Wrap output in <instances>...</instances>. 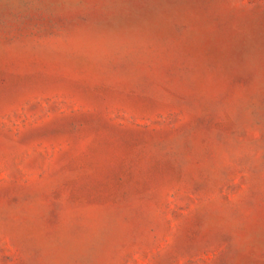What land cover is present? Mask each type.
I'll return each instance as SVG.
<instances>
[{
	"label": "rangeland",
	"instance_id": "obj_1",
	"mask_svg": "<svg viewBox=\"0 0 264 264\" xmlns=\"http://www.w3.org/2000/svg\"><path fill=\"white\" fill-rule=\"evenodd\" d=\"M0 264H264V0H0Z\"/></svg>",
	"mask_w": 264,
	"mask_h": 264
}]
</instances>
